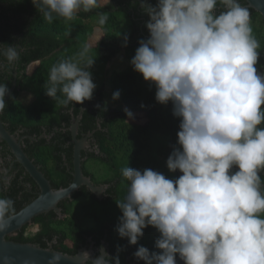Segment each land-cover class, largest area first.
Segmentation results:
<instances>
[{"label":"clouds","instance_id":"1","mask_svg":"<svg viewBox=\"0 0 264 264\" xmlns=\"http://www.w3.org/2000/svg\"><path fill=\"white\" fill-rule=\"evenodd\" d=\"M32 3L47 23L71 21L99 6V0ZM140 7L150 17V37L139 41L130 63L155 85V100L171 102L180 119L166 166L182 175L169 179L150 168H122L128 188L118 203L116 231L136 245L146 227L157 229L161 252L150 254L141 245L133 254L144 264H176L177 255L184 264H264V72L256 67L260 43L249 8L240 0H157L155 6L140 0ZM99 15L104 24L107 16ZM88 51L85 45L50 68L47 96L54 100L59 91L64 106L93 98ZM19 54L16 44L0 49L9 64ZM8 92L0 84V114ZM119 97L113 93V100ZM233 166L238 170L230 173ZM14 203L0 196V232L14 218ZM84 257L90 264H120L118 256Z\"/></svg>","mask_w":264,"mask_h":264},{"label":"trees","instance_id":"2","mask_svg":"<svg viewBox=\"0 0 264 264\" xmlns=\"http://www.w3.org/2000/svg\"><path fill=\"white\" fill-rule=\"evenodd\" d=\"M146 2L155 6L157 0ZM240 3L247 5L244 0ZM221 10L223 6L218 5L217 11ZM249 11L251 25H256L259 30L260 56L256 67L258 72H264V21L259 13ZM101 13L107 16L104 24L99 23ZM149 19L140 7V0H99V6L90 12L81 10L71 21L57 18L52 23L43 19L32 0H0V49L16 44L20 53L12 64L0 55V64L4 65L0 68V84H6L10 90L14 73L18 75L17 88L0 116L2 121L11 133L23 130L24 135L33 138L23 142L25 153L54 189L66 188L73 181L74 144L69 130L72 115L78 116L87 106L78 138L94 133L91 139L97 151L82 153L84 174L95 185L109 186L108 195L102 199L82 187L71 200L60 203L62 217L54 212L40 215L31 225L37 228L35 233L27 235L30 226H26L8 239L44 249L51 246L68 255H76L91 244L102 247L104 241L109 245L108 256H118L120 264H144L133 255L141 245L148 248L150 254L161 252L155 247L160 233L152 226L143 230L144 235L136 245L129 244L128 239L121 238L116 231L122 216L118 203L125 198L128 188L122 168L128 166L141 171L150 168L169 179L182 175L179 170L170 172L166 166L168 156L177 146L180 119L173 115L171 102L163 105L155 100V85L145 81L130 63L139 41L150 37L146 28ZM93 20L103 31V37L97 42L92 40L95 28L90 22ZM85 45L97 61L110 62L121 53L127 57L124 69L110 77L109 87L111 97L114 92H120L119 99L112 98L114 104L129 108L133 118L106 103V85L94 91L93 98L83 104L64 106L60 102L64 96L59 91L54 100L46 95L50 68L61 60L77 56ZM89 70L92 73V68ZM25 82L38 96L30 105L18 100ZM90 162H97L100 167L91 171L88 168ZM16 169L20 173L10 183L0 182V196L15 202L13 215L36 200L40 192L19 163ZM260 176L264 181V171ZM95 207L99 209L95 210Z\"/></svg>","mask_w":264,"mask_h":264},{"label":"water","instance_id":"3","mask_svg":"<svg viewBox=\"0 0 264 264\" xmlns=\"http://www.w3.org/2000/svg\"><path fill=\"white\" fill-rule=\"evenodd\" d=\"M244 1L247 4L246 7L259 13L264 21V0ZM17 79L18 75L14 73L13 84L5 98V104L17 88ZM86 109L87 106H84L78 116L72 115L69 130L74 144L73 181L68 187L60 189L53 188L50 180L35 164L34 160L25 153L22 140H19L16 135L11 134L0 119V140L9 146L12 154L15 156L16 162L24 168L25 172L34 180L40 189L37 199L13 215L14 218L11 220L8 229L0 232V264H26V262L27 264H90V261L85 260V252L89 254V259L98 257L91 248H84L76 255H68L53 250L51 246L50 248L44 249L38 245L17 243L8 239L24 227L32 225L34 219L40 215L54 212L59 217H62L63 210L59 206L60 203L71 200L73 195L79 192L82 187H86L97 198H103L106 187L95 185L90 177L85 176L83 170L84 158L82 153L91 149L92 146L97 148L91 141L94 133H89L83 138H78L80 123ZM30 139L33 140V138ZM233 170L234 166L231 172ZM102 244L105 245V250L101 252V255H108L109 245L104 241ZM176 264H184L178 255L176 257Z\"/></svg>","mask_w":264,"mask_h":264},{"label":"rangeland","instance_id":"4","mask_svg":"<svg viewBox=\"0 0 264 264\" xmlns=\"http://www.w3.org/2000/svg\"><path fill=\"white\" fill-rule=\"evenodd\" d=\"M90 24L93 25L95 28V32H94L92 40H93V42H97L98 40H100L103 37V31L100 30L96 26V24H97L96 20L91 21ZM252 28H253V35L257 39L259 36V33H258L259 30H258L256 25L252 26ZM87 57L94 59V64L91 67L92 68V73H91L92 79H93V82L97 85V87L94 91L96 92L99 89H101L103 86L106 85L105 89H104L105 90L104 99H105L106 103L109 104L112 108L117 109L123 113H125V109L131 111L129 108H127L124 105L114 104L112 97H111V94H110V87H109L110 86V83H109L110 77L113 74H115L117 71H122V69H124V67L128 63L127 57L125 56V54L124 53L119 54L115 59H113L110 62L97 61L92 52H88ZM37 98H38L37 93L34 94L30 84L28 82H25L24 83V89L19 94L18 100L20 102H22L24 105H30V104L34 103ZM133 116H134V114H133ZM99 167H100V165L97 162H90L88 164V168L91 171H94ZM98 209H99L98 207H95V210H98ZM79 221H82V219H79ZM28 226H30V227L27 230V233H26L27 235H32L33 233H35L37 231V228H35L31 225H28Z\"/></svg>","mask_w":264,"mask_h":264},{"label":"flooded vegetation","instance_id":"5","mask_svg":"<svg viewBox=\"0 0 264 264\" xmlns=\"http://www.w3.org/2000/svg\"><path fill=\"white\" fill-rule=\"evenodd\" d=\"M6 96H5V98H6ZM0 116H1V114H0ZM0 119H1V117H0ZM4 125H5L6 129L8 130L7 124L4 123ZM23 133H24L23 130H19V131H16L14 133H11V134L16 135V137L19 140H22V143H23L27 138L30 139V137H28L27 135H24ZM91 141H92L93 144H95V142L92 139H91ZM94 150L97 151V148H95L94 146H92V148L91 149H88L87 152H93ZM16 165H17V162H16V159H15V156L10 151V148L8 147V145L5 142H2L0 140V182H2L3 184H8V183H10V181L14 177H16L17 175H19L20 171L16 169ZM237 170H238V168L236 166H234L233 172H235ZM230 173H231V170H230ZM99 186H105L106 187V190L103 193V197H105L106 195H108L107 194V191L109 190V186L108 185H105V184H100ZM90 248L95 251L96 256H100L102 254L101 253V249L105 250V245H103L102 247H95L94 244L93 245L91 244L88 247V249H90Z\"/></svg>","mask_w":264,"mask_h":264}]
</instances>
